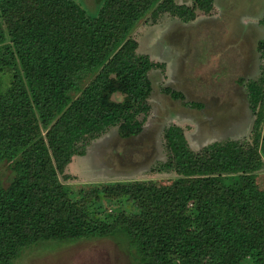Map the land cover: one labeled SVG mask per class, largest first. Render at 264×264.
Instances as JSON below:
<instances>
[{
  "label": "trees",
  "instance_id": "obj_1",
  "mask_svg": "<svg viewBox=\"0 0 264 264\" xmlns=\"http://www.w3.org/2000/svg\"><path fill=\"white\" fill-rule=\"evenodd\" d=\"M148 1L97 0L102 8L96 15L74 0L0 2L3 16L22 4L37 11L14 21L11 48L0 56V164L12 171L7 186L0 182V264H13L21 248L39 241L100 238L116 230L128 236L140 257L136 264H264V189L249 172L257 134L251 142L214 141L193 150L180 126H167L166 158L155 161L152 171L174 179L110 183L106 195L133 193L138 200L137 213H121L111 222L84 213L85 205L50 186L54 169L48 147L61 170L112 127L122 137L142 130L151 107L150 71L160 65L137 52L132 38L110 53ZM195 3L208 10L213 0ZM113 5L117 14L109 18ZM185 11L190 9L162 0L152 14L193 19ZM256 86L248 85L254 112L262 95V86ZM35 113L45 127L51 124L47 142L37 137ZM209 168L233 172L234 181L226 183L217 174L187 178Z\"/></svg>",
  "mask_w": 264,
  "mask_h": 264
},
{
  "label": "rangeland",
  "instance_id": "obj_2",
  "mask_svg": "<svg viewBox=\"0 0 264 264\" xmlns=\"http://www.w3.org/2000/svg\"><path fill=\"white\" fill-rule=\"evenodd\" d=\"M74 1L90 15H96L102 8V3L97 2V0ZM172 1L177 5L190 9V11H185L184 16H190L192 12L193 19L187 17L184 20V18L179 17L177 14L171 15L170 13L152 14L153 10L162 0H149L148 3H143V6H147L145 12L134 23L125 38L110 53V57H112L122 47L127 38H132L137 42V52L147 54L152 60L162 64L150 71L153 90L149 97L151 107L145 122L147 128L151 130L147 132V135L149 133V138L151 137L150 141L153 142V150L150 149V152H148L150 156L141 161L139 165L123 166V164H134L133 162L135 161L129 153L124 154L128 157L127 159L126 157L122 158L119 156L121 154V140L117 138L114 127L96 139L88 147L85 155L73 156L71 161L61 170L57 168L52 150L48 147V153L51 157L50 161L54 169L53 175L48 180H53L50 183L53 190L56 193L64 195L77 205H85L84 213H88L91 217H96L105 222L113 221L121 213L134 215L138 212L136 206L138 200L133 197L135 196L133 193L131 195H106L104 193V188H108L110 183L153 182L157 184H169L174 179V175L152 171L155 161H164L166 158L163 149L162 131L168 124H176L183 129L193 150L217 141L220 136L213 131L222 130L224 133H228L232 127L230 135H234L232 131L235 130L237 135L241 137L238 139L249 142L257 134L258 142L255 145L256 151L252 153L249 172L255 175L256 183L264 189V82L261 84L262 95L256 108L257 114L253 116V119L260 117V125L258 128L251 129L250 132H248V129L252 125L253 120L250 110L246 107L243 95H239L233 103L230 110H233L231 116V114H225V111H221L214 102L207 103L204 100L198 99L197 102L201 103L203 101L206 105L203 104L201 106V104H198V107H195V105L188 106L182 104L178 99H171L167 95L168 93L162 91L164 86H168L170 79L174 80V83L181 84L182 89L186 91H190L193 86L197 85L192 83L193 86H191L190 81L202 54L201 48L203 44L201 45V42L203 39L199 24L203 21L206 23L205 27L210 25L211 21L216 20L220 16L223 5H226L228 11H231L232 6L234 9V5L238 2L237 0H213L211 9L203 10L198 7L195 0ZM260 6L264 8V1L260 2ZM115 7L117 8V5ZM262 7L254 6L252 9L245 7L246 12L244 9L237 10L242 14L246 13V15H239L244 18L239 19L238 24L242 31H249L254 36L251 39L252 42H255V39L258 38V34L255 33L257 25V21L255 20L258 15L251 14L253 11L257 12L259 8L262 9ZM116 8H114V5L112 7L113 10L109 8V18H113L117 14ZM29 9L26 4H22L21 7L3 16L0 8V56L11 48L10 29L13 27L14 21L22 15L29 16L31 14L32 16H37V11H30ZM120 16L123 15L120 14ZM251 17L254 19L253 22L249 20ZM234 21L236 22V20ZM163 25L165 26L163 27ZM223 26L224 23H221L220 26L214 25L210 27L209 32H207L208 38L211 40V37H217L216 39H218L220 36L218 37L216 34L219 32V28L221 29ZM158 29H163V35L159 41L156 39L160 36L157 33ZM172 40L174 41L173 43L171 42ZM156 42L168 50L160 48L161 45H157ZM166 42L170 44H166ZM207 49L211 52V45L208 44ZM93 76L91 75L83 80L81 87H84ZM171 86L170 84L168 87ZM196 89H199V86ZM77 94L78 92H75L73 97ZM210 113L217 114L216 125H210L205 129L203 116H208ZM35 116L39 124L37 137L47 142V132L51 124L45 127L38 118L39 114L35 113ZM30 126H32L31 123ZM208 128H211V130L206 131ZM137 158L144 159L145 156L141 154L135 158L136 160H141ZM216 174L221 175L226 183L233 182L236 175L233 172H221L219 174L217 170L209 168L203 171L190 172L187 178L213 176ZM11 178L12 171L10 167L4 162L1 163V184L7 186ZM37 205L38 201H35L36 209ZM139 260L140 257L130 246L126 233L122 230H116L112 234L100 238L39 241L21 248L18 255L13 258L12 263L136 264ZM243 264L248 263L244 262Z\"/></svg>",
  "mask_w": 264,
  "mask_h": 264
},
{
  "label": "flooded vegetation",
  "instance_id": "obj_3",
  "mask_svg": "<svg viewBox=\"0 0 264 264\" xmlns=\"http://www.w3.org/2000/svg\"><path fill=\"white\" fill-rule=\"evenodd\" d=\"M263 1L264 0H237L238 3L234 5V9L232 6L231 11H228L226 5H223V7H221L220 16L216 20L211 21L210 25L205 27L204 25L206 23L201 21L199 27H201V37L203 39L201 42V45L203 44L201 48L202 54L199 62H197L198 64L196 68L194 67L196 71L192 74V79L190 81L191 86H193L192 83L197 85L193 86L190 91H186L185 89H182L181 84L174 83V80L170 79L168 86L170 84L172 86H164L162 91L165 92L164 89L168 88L170 93L167 95H169L171 99H178L182 104L188 106L195 105V107H198V104H201L202 106L204 102H197L198 99L204 100L207 103L214 102L221 111H225V114L229 113L231 116L233 114V110H230L232 109L233 103L236 101L239 95H243L246 107L250 110L253 120L248 132H250L251 129H254L255 119H253V116L256 114V110L254 112L253 106L251 105L249 99L250 92L248 85L251 84L252 86L254 85L255 87H258L256 85L261 86V84L264 82V8L260 6V2ZM254 6L262 7V9L259 8L257 12L253 11L251 14L258 15L255 20L257 21L255 33L258 34V38L255 39V42H252L251 39H253L254 36L249 31H242L240 25L238 24V20L244 18L239 15H246V13L242 14L237 10H245V7L252 9ZM247 15L251 16L249 14ZM234 20H236V22ZM249 20L251 22L254 21L253 17H251ZM221 23H224V26L221 29L219 28V32L216 34V36L220 37L218 39H216L217 37H211L210 40L207 35L209 28L214 25L220 26ZM171 42L173 43L174 41L172 40ZM208 44L212 47V53L207 49ZM154 62L160 66L162 65L159 62ZM197 86H199V89H196ZM173 93H178L179 96H171ZM203 117L205 129L210 125H216V113H210V115ZM169 125L171 124H168L167 126ZM167 126L163 128V131ZM114 129L115 133L117 134V138L121 140V154L119 156L124 158L126 157L124 154L129 153L132 159L135 161L133 162L134 164H123V166L129 167L139 165L141 161L147 159L150 156V153L148 152H150V149L153 150V142L150 141L151 137L149 138V133L147 135V132L151 130L147 128L145 123L142 126V130L138 134L128 137H122L119 134L117 127H114ZM231 129L228 133H224L222 130L213 131L220 136L217 141L239 140L238 138L241 137L237 135L235 130L232 131L234 135H230ZM208 130H211V128H208L206 131ZM141 154L144 155L145 158H137L141 160H136L135 158ZM127 158L128 157H126V159Z\"/></svg>",
  "mask_w": 264,
  "mask_h": 264
},
{
  "label": "crops",
  "instance_id": "obj_4",
  "mask_svg": "<svg viewBox=\"0 0 264 264\" xmlns=\"http://www.w3.org/2000/svg\"><path fill=\"white\" fill-rule=\"evenodd\" d=\"M165 25H163V27H164ZM163 29H158V31H157V33L160 35L158 38H156V39H158V41H159V39H161L162 38V35H163ZM163 40H164V38H163ZM157 43V42H156ZM165 43V42H164ZM166 44H170L169 42H166ZM157 45H161V44H158L157 43ZM160 48H162V49H166V50H168L167 48H164V47H162V45L160 46ZM155 61V60H154Z\"/></svg>",
  "mask_w": 264,
  "mask_h": 264
}]
</instances>
